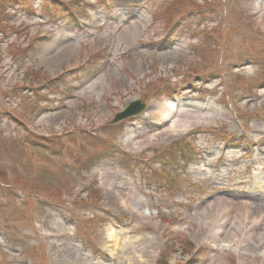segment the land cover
<instances>
[{"label": "rangeland", "instance_id": "rangeland-1", "mask_svg": "<svg viewBox=\"0 0 264 264\" xmlns=\"http://www.w3.org/2000/svg\"><path fill=\"white\" fill-rule=\"evenodd\" d=\"M261 208L264 0H0V264H264Z\"/></svg>", "mask_w": 264, "mask_h": 264}, {"label": "bare ground", "instance_id": "bare-ground-1", "mask_svg": "<svg viewBox=\"0 0 264 264\" xmlns=\"http://www.w3.org/2000/svg\"><path fill=\"white\" fill-rule=\"evenodd\" d=\"M175 126H177L176 124H174V123H172V124H170V125H168V126H166V127H164L165 129H162V131L160 132V131H158L157 129L155 130V131H153V133H151V135L150 136H148V137H146V139H148V140H154V139H156V137L157 136H159L164 130H166V131H171V128H173V127H175ZM127 137H128V143H130L131 142V140L133 139V138H131L132 137V133H128V135H127ZM133 143H131V145H132ZM136 144V143H135ZM221 203H224L225 204V202H221ZM255 208H258V207H255ZM261 212H264V208L262 209L261 208ZM235 217H238L239 219L242 217V215H236ZM252 216H250L249 218H247V220L245 221V223H246V225H247V227L246 228H251L253 225H255V222L254 221H256V219L255 218H251ZM259 217V216H258ZM261 217V216H260ZM243 218V217H242ZM262 219L264 220V216H262ZM239 223L241 224V221L240 220H238L237 219V221H236V223H235V220H233L232 222H231V224L233 225L232 226V230L234 229V231H235V228H237V226L239 225ZM248 229V231L247 230H245L244 232L242 231L240 234H239V236H238V238H240L241 237V235H242V237H245V235L247 234V233H249V230ZM241 230H242V228H241ZM108 237H114L113 238V242L114 241H116V237L115 236H113V234H109V236ZM263 241V243H264V235H262V236H260L259 238H257V242H262Z\"/></svg>", "mask_w": 264, "mask_h": 264}, {"label": "water", "instance_id": "water-1", "mask_svg": "<svg viewBox=\"0 0 264 264\" xmlns=\"http://www.w3.org/2000/svg\"><path fill=\"white\" fill-rule=\"evenodd\" d=\"M141 109H143V105H140L138 102H136L133 106H131L129 109L121 112V113H118L114 120L113 121H117L121 118H124V117H127L129 115H132L136 112H139Z\"/></svg>", "mask_w": 264, "mask_h": 264}]
</instances>
